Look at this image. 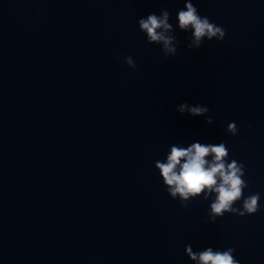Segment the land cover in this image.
<instances>
[{
  "label": "clouds",
  "instance_id": "obj_1",
  "mask_svg": "<svg viewBox=\"0 0 264 264\" xmlns=\"http://www.w3.org/2000/svg\"><path fill=\"white\" fill-rule=\"evenodd\" d=\"M170 15L167 9H161L159 15L152 13L138 20L139 30L146 34L147 42L162 45L165 58L176 55L179 43L176 37L171 35L173 26L169 23ZM176 19L181 30L191 31L189 48H200L205 38L208 41L215 38L218 42L225 38V30L211 22L208 17L201 16L191 0H187L184 9L178 11ZM116 59L119 60L120 57ZM124 62L129 68L136 70L137 65L132 56L124 57ZM177 111L202 116L209 112V108L203 104L189 106L182 103ZM206 123H213L211 116ZM248 127L251 129L252 126ZM238 131L235 122L227 125V133L235 136ZM228 158L229 149L224 142L218 144L196 142L188 147L173 145L166 161H156L155 168L159 170L170 197L173 200L178 198L183 207H187L190 200L200 197L201 194L204 200H208L214 193L215 197L208 213L211 221L223 217L225 213L240 217L253 215L260 210L261 195L256 192L244 196V189L248 187L243 179L245 165L235 159L229 162ZM238 203L239 207L236 206ZM187 248L188 255L198 264H240L233 255L235 249L232 247L223 251H213L208 247L198 253H193L190 245Z\"/></svg>",
  "mask_w": 264,
  "mask_h": 264
}]
</instances>
